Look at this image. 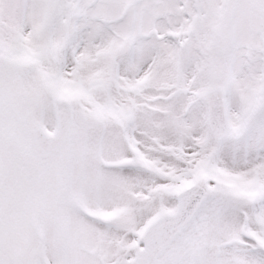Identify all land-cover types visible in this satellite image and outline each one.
I'll use <instances>...</instances> for the list:
<instances>
[{
    "label": "snow or ice",
    "instance_id": "6c2138e0",
    "mask_svg": "<svg viewBox=\"0 0 264 264\" xmlns=\"http://www.w3.org/2000/svg\"><path fill=\"white\" fill-rule=\"evenodd\" d=\"M0 264H264V0H0Z\"/></svg>",
    "mask_w": 264,
    "mask_h": 264
}]
</instances>
